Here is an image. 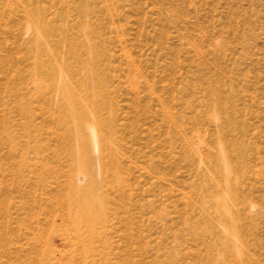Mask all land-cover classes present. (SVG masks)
Wrapping results in <instances>:
<instances>
[{"label":"rangeland","instance_id":"obj_1","mask_svg":"<svg viewBox=\"0 0 264 264\" xmlns=\"http://www.w3.org/2000/svg\"><path fill=\"white\" fill-rule=\"evenodd\" d=\"M0 264H264V0H0Z\"/></svg>","mask_w":264,"mask_h":264}]
</instances>
